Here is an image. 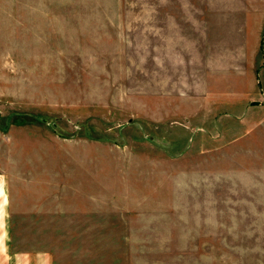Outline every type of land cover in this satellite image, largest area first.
I'll list each match as a JSON object with an SVG mask.
<instances>
[{
  "label": "rangeland",
  "instance_id": "rangeland-1",
  "mask_svg": "<svg viewBox=\"0 0 264 264\" xmlns=\"http://www.w3.org/2000/svg\"><path fill=\"white\" fill-rule=\"evenodd\" d=\"M0 203L50 264H264V0H0Z\"/></svg>",
  "mask_w": 264,
  "mask_h": 264
},
{
  "label": "crops",
  "instance_id": "crops-1",
  "mask_svg": "<svg viewBox=\"0 0 264 264\" xmlns=\"http://www.w3.org/2000/svg\"><path fill=\"white\" fill-rule=\"evenodd\" d=\"M7 210L0 203V264H50L45 252L11 251L7 243Z\"/></svg>",
  "mask_w": 264,
  "mask_h": 264
}]
</instances>
